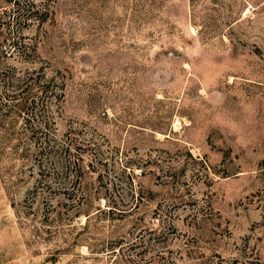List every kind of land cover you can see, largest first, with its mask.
Wrapping results in <instances>:
<instances>
[{
	"label": "rangeland",
	"instance_id": "1",
	"mask_svg": "<svg viewBox=\"0 0 264 264\" xmlns=\"http://www.w3.org/2000/svg\"><path fill=\"white\" fill-rule=\"evenodd\" d=\"M14 1L0 264H264V0Z\"/></svg>",
	"mask_w": 264,
	"mask_h": 264
},
{
	"label": "trees",
	"instance_id": "2",
	"mask_svg": "<svg viewBox=\"0 0 264 264\" xmlns=\"http://www.w3.org/2000/svg\"><path fill=\"white\" fill-rule=\"evenodd\" d=\"M13 4H19L16 0L13 2ZM16 11H18V13H19V10H20V8H18V6H17V8L15 9ZM18 16H16V18H17ZM12 18V17H11ZM15 18V17H14ZM3 26V23L0 21V30H1V27ZM12 39H13V37H10V38H8V37H6V36H3V42L4 41H8L9 42V45H12V47H14L15 48V46H17V44H18V42H13L12 41ZM20 93H18V95H19ZM24 98V103H17V109L19 110V111H21L22 109H24L26 106H27V104H28V102H29V99H28V97L27 96H25V97H23ZM26 109V108H25ZM36 130H34V132H35ZM48 146H49V144H47ZM69 145L67 144L66 145V147H64L63 146V149H64V151H69V147H68Z\"/></svg>",
	"mask_w": 264,
	"mask_h": 264
}]
</instances>
